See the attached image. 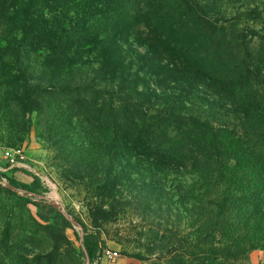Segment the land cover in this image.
<instances>
[{"label": "rangeland", "instance_id": "1", "mask_svg": "<svg viewBox=\"0 0 264 264\" xmlns=\"http://www.w3.org/2000/svg\"><path fill=\"white\" fill-rule=\"evenodd\" d=\"M124 1L129 7L121 8L120 0H0V264L209 263L206 247L196 241L204 213L190 171L164 165L113 134L110 93L133 100L137 94L121 91L119 79L102 72V55L109 48L123 54L137 90L170 96L177 112L238 131L247 113L256 112L264 131V0L172 1L176 7L190 3L201 19L244 38L249 75L237 97L205 79L176 82L165 61L154 63L153 51L139 41L164 33L138 26L141 19L158 25L163 17L176 22L195 15L183 7L156 14L138 0ZM47 22L121 26L102 32L100 38L118 40L103 48L53 50L34 41L33 26ZM17 149L20 165L12 166L8 156ZM87 237L101 248L92 263L82 246ZM107 251L118 254L111 258ZM241 264H264V248L250 251Z\"/></svg>", "mask_w": 264, "mask_h": 264}, {"label": "trees", "instance_id": "2", "mask_svg": "<svg viewBox=\"0 0 264 264\" xmlns=\"http://www.w3.org/2000/svg\"><path fill=\"white\" fill-rule=\"evenodd\" d=\"M172 1L138 0L148 9L155 8L156 14V11L172 12L183 7L187 14L195 15L191 20L176 22L161 17L158 25L141 19L138 26L144 25L151 32H164L139 39L153 51L150 59L154 63L165 61L164 66L170 67L169 74L178 77L176 82L184 81L186 76L205 79L211 87L237 97L245 89L243 82L249 75L241 51L246 44L244 38L201 19L190 3L176 7ZM121 2V8L129 7L124 0L117 4ZM106 24V28L101 25L85 28L79 27L80 24L62 28L49 22L34 25L33 28L37 27L34 41H45L53 50L65 45L103 48L118 40L102 39V32L115 31L121 26ZM160 27L184 31L174 35ZM108 50L103 51L102 72L117 77L122 83L121 91L132 88L137 94L133 100L116 92L109 95L98 90V95L110 96L112 132L124 136L128 144L140 145L145 155L159 159L162 164H175L190 171L194 179L192 193L196 201L203 203L198 208L199 215L204 213L196 230V241L206 247L208 264H241L250 251L264 248V131L260 130L257 113L247 111L246 126L239 131L184 115L169 104L170 96L162 97L150 88L139 92L123 54L114 55ZM83 245L90 263L100 258L101 248L88 237Z\"/></svg>", "mask_w": 264, "mask_h": 264}, {"label": "built area", "instance_id": "3", "mask_svg": "<svg viewBox=\"0 0 264 264\" xmlns=\"http://www.w3.org/2000/svg\"><path fill=\"white\" fill-rule=\"evenodd\" d=\"M22 156V151L17 149L14 152H12L9 156H8V163L12 166H18L20 165V158ZM1 183H3L2 180H0ZM117 252L114 251H107L106 255L108 257L114 258L117 256Z\"/></svg>", "mask_w": 264, "mask_h": 264}, {"label": "water", "instance_id": "4", "mask_svg": "<svg viewBox=\"0 0 264 264\" xmlns=\"http://www.w3.org/2000/svg\"><path fill=\"white\" fill-rule=\"evenodd\" d=\"M82 246H83V249H84V251H85V247H84V245H83V244H82ZM87 261H88V263L90 262L88 258H87Z\"/></svg>", "mask_w": 264, "mask_h": 264}]
</instances>
